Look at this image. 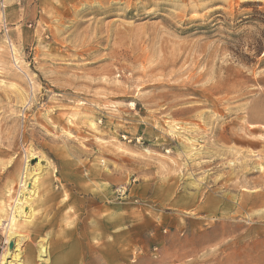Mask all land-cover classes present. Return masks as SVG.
Returning a JSON list of instances; mask_svg holds the SVG:
<instances>
[{
    "label": "rangeland",
    "instance_id": "rangeland-1",
    "mask_svg": "<svg viewBox=\"0 0 264 264\" xmlns=\"http://www.w3.org/2000/svg\"><path fill=\"white\" fill-rule=\"evenodd\" d=\"M1 223L0 264H264V0H0Z\"/></svg>",
    "mask_w": 264,
    "mask_h": 264
},
{
    "label": "bare ground",
    "instance_id": "bare-ground-1",
    "mask_svg": "<svg viewBox=\"0 0 264 264\" xmlns=\"http://www.w3.org/2000/svg\"><path fill=\"white\" fill-rule=\"evenodd\" d=\"M30 155H32V154H30ZM27 161V160H26ZM26 165H27V163H26ZM36 166V165H35ZM24 168H25V166H24ZM31 170H32V168H30ZM38 169V168H37ZM29 170V169H28ZM18 171V170H17ZM30 171V170H29ZM29 171H24L23 173V178L26 180H28V178L30 177V175H32L33 173H32V171L31 172H29ZM20 172V171H19ZM19 172H17V174H16V178L17 177H19L18 175H19ZM34 172V171H33ZM35 177H37L36 175H34ZM33 176V177H34ZM21 178V177H20ZM33 180V179H32ZM34 180H36L35 178H34ZM23 181V180H22ZM29 182H30V180H29ZM27 183V182H26ZM34 183V182H33ZM25 184V183H24ZM40 185H39V187L40 188H42V192L44 193V194H47L46 195V197H51V199H50V203L52 202V201H54L55 200V198H56V196L53 194V193H51V192H49L48 190H50L51 189V187H52V185H53V183H52V181H51V179H48V180H46L45 182H41V183H39ZM26 185V184H25ZM24 186V185H23ZM60 186V185H59ZM22 188H25V187H22ZM61 188V187H60ZM24 189H22L21 191H23ZM28 190V189H27ZM62 191V190H61ZM26 193H27V191H26ZM60 193V192H59ZM25 194V193H24ZM35 194V193H34ZM65 195V194H64ZM66 196V195H65ZM25 197V196H24ZM30 197V196H29ZM32 198V197H31ZM33 199V198H32ZM57 199V198H56ZM30 200V198H28L27 196H26V198H25V203L26 204H28V202L27 201H29ZM44 200H45V198H44ZM20 201V200H19ZM18 201V202H19ZM66 201H67V199H64L62 202H61V204L59 205V209L61 210L62 209V207H64V205L66 204ZM23 202V201H22ZM30 202H32V201H30ZM43 202V201H42ZM24 202H23V204L21 203V206L20 207H16V213H19L20 215H21V213H23V207L26 205ZM20 204V203H19ZM25 204V205H24ZM37 204V203H36ZM39 204V203H38ZM31 205V204H30ZM29 205V206H30ZM40 207V206H39ZM32 208V207H31ZM38 208V207H37ZM42 208H43V212L48 208V204L47 203H45V204H42ZM34 210V209H33ZM13 213V212H12ZM15 213V214H16ZM28 214V213H27ZM19 215V216H20ZM18 216V215H17ZM26 216V215H25ZM28 216L29 217H31L32 216V214L30 213V215L28 214ZM27 217V216H26ZM11 218V217H10ZM18 218V217H17ZM41 218H44V216L42 215V217ZM29 219V218H28ZM4 227V224L3 223H1V226L0 227ZM12 228H13V226H11ZM11 227H9V228H11ZM43 226L42 225H37L36 226V230H39L40 228H42ZM5 228V227H4ZM39 228V229H38ZM11 230V229H10ZM9 231V230H8ZM7 236H9V238L10 239H12V238H15L16 236H19L16 232H13V230L11 231V232H9V235H7ZM19 238V237H18ZM17 243H19V242H17ZM17 247V246H16ZM9 256H10V260L9 261H6V262H8V264H23L22 263V261L20 260V255H19V252L17 251V248H13L12 250H10L9 251ZM47 254H46V246H44V245H42V244H40L39 245V250H38V257H39V259L40 260H45L46 258H44L45 256H46ZM7 258V257H6Z\"/></svg>",
    "mask_w": 264,
    "mask_h": 264
}]
</instances>
